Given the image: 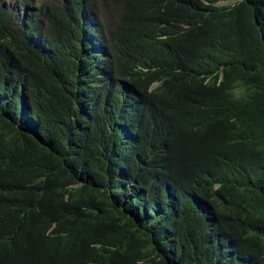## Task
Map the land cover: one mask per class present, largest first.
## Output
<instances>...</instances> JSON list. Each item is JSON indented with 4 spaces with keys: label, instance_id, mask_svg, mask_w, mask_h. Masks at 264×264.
Returning <instances> with one entry per match:
<instances>
[{
    "label": "trees",
    "instance_id": "obj_1",
    "mask_svg": "<svg viewBox=\"0 0 264 264\" xmlns=\"http://www.w3.org/2000/svg\"><path fill=\"white\" fill-rule=\"evenodd\" d=\"M224 1L0 0V264H264V0Z\"/></svg>",
    "mask_w": 264,
    "mask_h": 264
},
{
    "label": "rangeland",
    "instance_id": "obj_2",
    "mask_svg": "<svg viewBox=\"0 0 264 264\" xmlns=\"http://www.w3.org/2000/svg\"><path fill=\"white\" fill-rule=\"evenodd\" d=\"M18 0H11V2L13 3H17ZM237 0H227V1H224V2H221L219 3L220 6H231L233 5L234 3H236ZM44 2V0H30V8H34V9H38L42 3Z\"/></svg>",
    "mask_w": 264,
    "mask_h": 264
},
{
    "label": "bare ground",
    "instance_id": "obj_3",
    "mask_svg": "<svg viewBox=\"0 0 264 264\" xmlns=\"http://www.w3.org/2000/svg\"><path fill=\"white\" fill-rule=\"evenodd\" d=\"M92 3V2H91ZM148 10V9H147ZM92 12V11H91ZM86 13V12H85ZM94 18V17H93ZM35 24V23H34ZM100 28V27H99ZM97 29V28H96ZM97 31V30H96ZM151 44V43H150ZM104 49V48H103ZM102 50V48H101ZM209 75V74H208ZM177 77V76H176ZM160 79V78H159ZM217 81V80H216ZM195 87V86H194ZM185 88V87H184ZM211 89V88H210ZM252 112V111H251ZM150 114V113H149ZM155 122V121H154ZM257 132V131H256ZM145 133V132H144ZM263 142V141H262Z\"/></svg>",
    "mask_w": 264,
    "mask_h": 264
},
{
    "label": "clouds",
    "instance_id": "obj_4",
    "mask_svg": "<svg viewBox=\"0 0 264 264\" xmlns=\"http://www.w3.org/2000/svg\"><path fill=\"white\" fill-rule=\"evenodd\" d=\"M227 1V0H226ZM221 3V2H220Z\"/></svg>",
    "mask_w": 264,
    "mask_h": 264
}]
</instances>
